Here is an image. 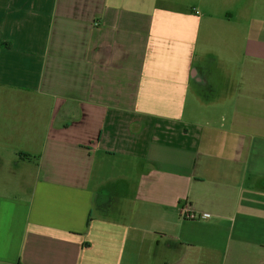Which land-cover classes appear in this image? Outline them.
<instances>
[{
  "label": "crops",
  "instance_id": "1",
  "mask_svg": "<svg viewBox=\"0 0 264 264\" xmlns=\"http://www.w3.org/2000/svg\"><path fill=\"white\" fill-rule=\"evenodd\" d=\"M0 264H264V0H0Z\"/></svg>",
  "mask_w": 264,
  "mask_h": 264
},
{
  "label": "built area",
  "instance_id": "2",
  "mask_svg": "<svg viewBox=\"0 0 264 264\" xmlns=\"http://www.w3.org/2000/svg\"><path fill=\"white\" fill-rule=\"evenodd\" d=\"M185 218L189 220H197V219H201V216H198L195 213H188L185 215Z\"/></svg>",
  "mask_w": 264,
  "mask_h": 264
},
{
  "label": "trees",
  "instance_id": "3",
  "mask_svg": "<svg viewBox=\"0 0 264 264\" xmlns=\"http://www.w3.org/2000/svg\"><path fill=\"white\" fill-rule=\"evenodd\" d=\"M20 156H21V158H26V159L33 158L31 155H28V154H25V153H21Z\"/></svg>",
  "mask_w": 264,
  "mask_h": 264
},
{
  "label": "rangeland",
  "instance_id": "4",
  "mask_svg": "<svg viewBox=\"0 0 264 264\" xmlns=\"http://www.w3.org/2000/svg\"><path fill=\"white\" fill-rule=\"evenodd\" d=\"M8 172H10V171H8ZM9 177H10L9 174L7 173L6 178H9Z\"/></svg>",
  "mask_w": 264,
  "mask_h": 264
}]
</instances>
